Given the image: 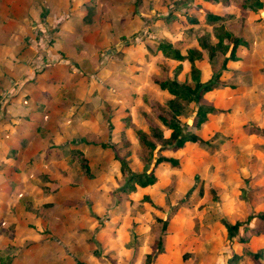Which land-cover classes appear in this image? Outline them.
Wrapping results in <instances>:
<instances>
[{"label": "rangeland", "instance_id": "rangeland-1", "mask_svg": "<svg viewBox=\"0 0 264 264\" xmlns=\"http://www.w3.org/2000/svg\"><path fill=\"white\" fill-rule=\"evenodd\" d=\"M262 2L252 12L236 0H0V264H146L150 253L153 264H256L247 251L264 264L258 218L228 232L264 211ZM218 26L247 45L225 65L229 40L225 55L194 61L203 82L220 71L182 103L200 141L157 143L146 164L136 131L171 133L158 115L173 95L152 78L194 87L189 51L204 34L216 43ZM200 105L223 112L196 128ZM161 155L181 163L156 165ZM152 170L154 184L122 190L130 172Z\"/></svg>", "mask_w": 264, "mask_h": 264}, {"label": "trees", "instance_id": "trees-1", "mask_svg": "<svg viewBox=\"0 0 264 264\" xmlns=\"http://www.w3.org/2000/svg\"><path fill=\"white\" fill-rule=\"evenodd\" d=\"M208 1L216 2L217 0ZM236 2L240 3L243 8L251 10L252 12H257L263 7L262 0H236ZM223 19V15L215 13H211L210 15H208L209 22L223 21ZM214 36L217 38L216 43L209 42V34L199 36L198 40L201 48L197 49L193 47L189 51V59L193 64V68L198 72L197 75L194 77V87L186 85L185 83L178 81L176 78L172 80L152 78V82L156 86H158L161 90L169 91V93L173 95V97L170 98L166 103L167 108L163 106V110L158 115L159 119L168 129H170L171 133L169 137H166L163 130L158 126H150V134L141 129L136 131L139 141L147 150V155L143 157V159L146 160V164H149V162L152 160V153L155 151V149H157V143H160V148L163 150L170 149L176 151L183 147L184 144L188 141H200V138L196 133L190 131L189 127L187 129L186 126L181 124L180 117L183 113L182 103L196 102L203 97V94L205 92L215 88L218 85L217 81L215 80H217L220 76V71L213 78L209 79L206 82H203L200 79V70L194 65V61L195 59L203 58L202 50H207L210 55H213L216 51L225 55L230 48L229 43H226L225 40H229V42L233 43V47L230 50V56L226 57L224 60L225 65L228 60H234L237 58L236 49L239 45H247V42L242 37L232 34L222 26H218L215 28ZM161 48L169 54L176 55L178 58L184 57L170 43L162 44ZM218 112H223V110L217 109L209 105H200L195 116L194 126L196 128H199L201 124L207 120L209 114ZM102 146L106 147L107 145L102 144ZM73 150H78L77 153H80L81 157V166L82 168L86 169V172H89L87 158L82 154L79 149ZM155 163L156 165L160 163H169L173 167H178L181 161L180 159L171 155H161L156 159ZM156 181L157 176L154 170L143 173L130 172V174L126 177L122 190L133 192L136 191L137 187H147L149 185L154 184ZM254 218H258L264 225V211H260L258 213L249 215L246 221H236L235 223L228 224L229 236L231 238L236 236L240 227L243 224H245L246 227L249 226V222ZM162 222L163 227H166L167 221L162 220ZM249 228L250 227H248V229ZM254 232L264 233V229L256 228L254 229ZM242 240L246 241L247 239L244 238ZM157 248L159 252L163 251V244L161 240L157 242ZM247 254L256 264H261L260 252L247 251ZM155 256L156 254L154 256L152 253L148 254L146 264H153ZM230 260L232 264L233 259ZM12 261L13 259L9 258L6 262L11 264Z\"/></svg>", "mask_w": 264, "mask_h": 264}, {"label": "built area", "instance_id": "built-area-1", "mask_svg": "<svg viewBox=\"0 0 264 264\" xmlns=\"http://www.w3.org/2000/svg\"><path fill=\"white\" fill-rule=\"evenodd\" d=\"M1 108V107H0Z\"/></svg>", "mask_w": 264, "mask_h": 264}]
</instances>
